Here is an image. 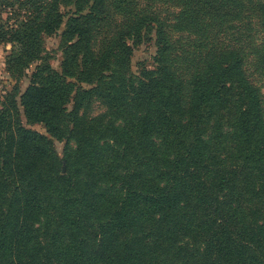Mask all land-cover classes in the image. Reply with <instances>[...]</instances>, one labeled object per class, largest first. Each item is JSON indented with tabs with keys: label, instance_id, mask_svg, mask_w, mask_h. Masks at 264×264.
<instances>
[{
	"label": "trees",
	"instance_id": "trees-1",
	"mask_svg": "<svg viewBox=\"0 0 264 264\" xmlns=\"http://www.w3.org/2000/svg\"><path fill=\"white\" fill-rule=\"evenodd\" d=\"M174 1L188 20L201 12L222 21L243 8L242 0ZM23 5L41 20L12 33L22 46L12 62L42 60L41 34L59 37L63 59L60 72L37 66L22 94L16 83L0 99V264H264V116L243 54L207 49L185 104L152 6ZM255 9L264 29V0ZM150 26L151 68L133 72ZM95 101L106 110L92 117ZM53 141L64 142L61 157Z\"/></svg>",
	"mask_w": 264,
	"mask_h": 264
},
{
	"label": "rangeland",
	"instance_id": "rangeland-1",
	"mask_svg": "<svg viewBox=\"0 0 264 264\" xmlns=\"http://www.w3.org/2000/svg\"><path fill=\"white\" fill-rule=\"evenodd\" d=\"M24 1L0 0V99L6 93L11 92L16 83L20 94H22L29 85L31 73L37 66L47 64L54 71L60 72L61 70L62 46L57 36L40 35L41 41L37 54L42 60L28 63L20 60L18 64L12 62L18 57L19 50H22L20 44L11 41L14 39L12 33L20 31L22 23H27L36 17L41 20L34 8L27 9L23 5ZM262 1L246 0L243 2L242 0L243 8L238 7L239 10L237 8L234 10V7H230L228 15L223 17L222 21H212L209 15L201 12L193 20H188L181 14L185 10L183 6L175 5L176 1L174 0H138L139 7L144 4L152 6L165 25L167 37L171 43L170 61L173 68L175 67L178 71L177 75L178 73L182 75L181 78L184 82L183 99L185 104L189 100L192 71L196 67H201L203 54L207 52V49L222 47L239 50L243 54L244 72L259 92L264 116V29L259 23L255 9L256 5ZM196 9L203 8L197 7ZM32 10L35 12L33 13ZM114 17L119 18L116 15ZM182 21L192 22L194 26H190L188 30L180 29L177 24L180 25ZM215 33L216 36L213 35ZM143 34L141 45L135 48L132 53L131 69L133 72L136 71L138 65L145 64L151 68L152 58L156 51L154 26L147 27ZM21 70L22 74L19 73ZM105 110L106 107L102 102L95 101L87 112L88 115L95 117L103 114ZM20 112L22 114L21 109ZM21 119L25 128L46 135L42 124L28 125L22 115ZM53 142L56 155L61 157L64 142ZM63 170L65 172L64 166L62 173Z\"/></svg>",
	"mask_w": 264,
	"mask_h": 264
},
{
	"label": "water",
	"instance_id": "water-1",
	"mask_svg": "<svg viewBox=\"0 0 264 264\" xmlns=\"http://www.w3.org/2000/svg\"><path fill=\"white\" fill-rule=\"evenodd\" d=\"M63 173H64V170H63Z\"/></svg>",
	"mask_w": 264,
	"mask_h": 264
}]
</instances>
